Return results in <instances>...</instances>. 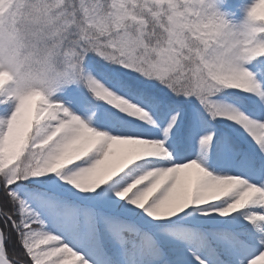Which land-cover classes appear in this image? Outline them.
<instances>
[{"label":"snow or ice","instance_id":"6c2138e0","mask_svg":"<svg viewBox=\"0 0 264 264\" xmlns=\"http://www.w3.org/2000/svg\"><path fill=\"white\" fill-rule=\"evenodd\" d=\"M0 264H264V0H0Z\"/></svg>","mask_w":264,"mask_h":264}]
</instances>
